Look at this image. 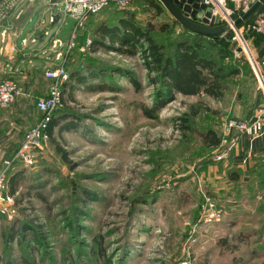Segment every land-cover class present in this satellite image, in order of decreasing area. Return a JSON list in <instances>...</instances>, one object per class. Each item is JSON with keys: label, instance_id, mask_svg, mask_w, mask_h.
Segmentation results:
<instances>
[{"label": "rangeland", "instance_id": "374dc122", "mask_svg": "<svg viewBox=\"0 0 264 264\" xmlns=\"http://www.w3.org/2000/svg\"><path fill=\"white\" fill-rule=\"evenodd\" d=\"M158 5L160 15L138 0L129 8L111 6L102 16L110 20L123 9L134 12L143 27L155 25L152 35L172 53L182 29L160 0ZM230 6L235 20L238 10ZM51 14L39 6L23 25L25 36L35 27L47 34L43 39L35 34L37 41L27 47L31 59L21 65L25 69L34 60L39 68L16 78L19 100L0 107V169L39 118L35 104L48 92L42 66L54 58L53 39L68 41L75 29L73 17L62 12L52 23ZM258 16L242 24L240 36L234 32L233 40L222 43L231 54L224 63L247 62L256 72L255 48L264 42L252 28ZM90 22L79 44L93 36L96 24ZM164 24L169 29L162 31ZM69 57L70 80L55 110L59 121L49 144L36 164L19 162L8 177L17 214L0 217V264H263L264 156L252 160L250 171L231 169L202 137L216 128L222 138L226 121L244 118L237 88L221 100L177 93L157 117H148L144 107L155 104V73L149 74L140 47L135 55L72 50ZM255 74V92L264 103ZM199 102L213 112L203 108L190 114ZM187 114L190 127L182 130L178 121ZM233 171L239 179H233ZM212 208L220 215L211 216Z\"/></svg>", "mask_w": 264, "mask_h": 264}, {"label": "trees", "instance_id": "16d2710c", "mask_svg": "<svg viewBox=\"0 0 264 264\" xmlns=\"http://www.w3.org/2000/svg\"><path fill=\"white\" fill-rule=\"evenodd\" d=\"M136 1L138 0H134L127 6L119 7L129 8ZM141 1H143L149 7H153V9L156 10L157 15H160L163 12L162 8L158 5L159 0ZM123 10L124 11L121 12L116 18L103 20L94 28L93 36L91 35L92 43L89 50L82 51L80 48L81 45L78 44L73 49V51L79 50L81 52H89L99 50H114L121 52V54L135 55L137 54L138 48L140 47L149 74L155 73V76H152L151 78L152 84L155 85V104L152 107H144V112L146 115H148V117H157L155 112L164 107L169 101L173 100L174 95L177 93L196 96L206 95L216 100H221L229 96V94L234 91V87L239 89L242 93L239 103L243 108L242 112L244 113L242 114L244 115V118L237 117V119L249 120L253 117L257 108L260 106V104H262L259 102V92L256 94V97H254L257 80L254 70L251 68V66H249V64H247V62L239 61L233 62L232 64H226L223 61L225 58L231 56V54L229 50L225 48V46H222V43L224 45L225 41H230L235 38L233 30H229L228 36L209 37L189 31L174 18L175 23L181 27L183 34L177 41L174 51L172 53H168L165 45L158 42L152 35V32L155 28L154 24L150 23L147 24L146 27H143L136 19L134 12H131L128 9ZM237 10V15H235L234 18L235 20L244 13V11L240 9ZM257 12H262L261 5L246 19L238 23L237 28L239 29L243 23L251 21ZM159 29L165 31L169 29V26L164 24L161 25ZM84 31L85 30L83 29L82 34L79 35L78 38L81 37L82 39ZM257 34L264 41V36L259 33ZM86 39L87 37L83 38V43ZM143 41L146 43V45ZM69 56L67 58V63L70 58ZM256 63L261 75L263 76V72L261 71L262 62L257 59ZM13 78L16 79L15 77ZM130 80L136 89L139 90L141 86H139L137 80L134 78H131ZM16 81L21 87L19 81L17 79ZM68 82H66L65 85ZM19 98L20 97L18 96L15 102H17ZM35 107L40 118L41 113L38 111L36 104ZM203 108L206 111L213 112L212 108L199 102L198 104L191 106L190 114L197 115ZM54 115L55 112L49 125L50 140L53 136L54 128L58 125L59 121ZM189 117V114L180 117L178 121V127L182 130H188L190 127ZM30 128H28L26 132ZM24 135L17 148L20 146ZM238 135L239 133L236 134V137ZM202 137L204 138V144H206L210 149H216L221 144V133H219L216 128H209L208 130L204 131L202 133ZM17 148L14 150V152L17 150ZM60 151L62 152L61 149ZM235 151L236 150H233L227 159L219 161L227 163ZM14 152H12V155ZM12 155L5 156V158L2 160V163L6 158L12 157ZM62 155L64 156V153H62ZM37 157L34 164L37 162ZM18 164L19 162H15L13 167L8 172V177ZM238 173V171L231 172L234 180L239 179ZM15 187L16 186L13 183L12 191H15ZM0 217L6 218L1 214Z\"/></svg>", "mask_w": 264, "mask_h": 264}, {"label": "built area", "instance_id": "2783aa9c", "mask_svg": "<svg viewBox=\"0 0 264 264\" xmlns=\"http://www.w3.org/2000/svg\"><path fill=\"white\" fill-rule=\"evenodd\" d=\"M23 0H0V36L1 41L6 42L9 32L8 19L11 12ZM134 0H51L52 8L51 20L54 21L56 10L61 19V13L73 17L76 20L75 29L68 41L59 37L53 39L51 48L55 50L54 59L56 65L48 66L45 69V77L50 80L46 96L40 97L36 106L41 113L38 122L30 128L24 135V138L14 152L12 157L6 158L0 169V214L8 219H12L17 214L16 195L8 190V172L15 162H21L25 166H31L35 163L36 157L49 143L50 133L49 125L55 110L62 104L63 86L70 79L67 68V58L70 52L76 47L78 31L85 29L88 20L103 11L104 9L118 5L127 6ZM212 8L213 15L219 19L220 23H232L231 6L246 11L253 3L258 0H201ZM61 12V13H60ZM224 12L225 15H222ZM221 17V18H219ZM252 28L255 32L264 36V15H261L253 23ZM29 39H24L27 44ZM35 40V39H31ZM92 39L88 37L82 51L89 50ZM60 48V49H58ZM58 49V50H56ZM0 52H5V46L0 48ZM63 58V61L61 59ZM260 72V71H259ZM260 87L264 92V78L260 73ZM22 94V88L16 79L7 77L0 79V107L5 108L13 104L17 97ZM245 134L251 139L264 135V103L260 104L255 114L249 120L231 119L223 124L221 144L215 150L216 159H227L233 150L239 147L236 134ZM211 216H219L221 210L211 209Z\"/></svg>", "mask_w": 264, "mask_h": 264}, {"label": "crops", "instance_id": "0c3cea01", "mask_svg": "<svg viewBox=\"0 0 264 264\" xmlns=\"http://www.w3.org/2000/svg\"><path fill=\"white\" fill-rule=\"evenodd\" d=\"M25 1H26L25 6L20 7L15 17L14 18L11 17V19L8 20L9 32L7 35L6 42L4 43L3 41H0L1 42L0 48L5 46V52L4 53L0 52V79L5 78L7 76L20 78V77H23L24 75L25 76L29 75L30 71L32 70L34 71L39 68L38 66H33L34 60L33 61L29 60L28 64H32V65H28L25 69L23 68L21 64L24 61L31 59V54L27 52V49H28L27 47L30 42L37 41V39L34 37L35 34H38L39 35L38 37L40 39H43L44 36L47 34V32L44 34H39L38 27H35L29 31L27 36H25V30L23 29V25L25 22H27V20L28 21L31 20V16H33V14L35 13V9L38 8L39 6L46 5L47 9L52 11V8L50 6L51 0H23L21 3ZM261 6H262V12L261 13L257 12L254 15V18H256V15L258 16L259 14L260 15L258 17H260L261 15H264V2L261 4ZM110 9L111 7L103 10L104 12L102 11L101 14L99 13L97 16L94 15L95 18H93L92 16L86 23V28L88 26L89 21H91L90 24L95 22L97 26L101 21L108 20L107 19L108 17H104L102 15H105L106 12H108V10ZM51 16H50V19H51ZM98 16H102V17L96 23ZM254 18L252 20H254ZM51 22L55 23L56 21H51ZM21 36H22V39L19 43L18 40ZM89 36L90 34L87 36V38ZM24 39H29L27 44L23 43ZM31 39H35V40H31ZM79 39L80 37L77 39V45L79 44ZM85 42L82 44L80 43L79 45L83 46ZM255 50L259 56L260 62H262L261 71L263 72V76H264V45L256 46ZM36 54L37 53H35L34 56ZM57 62L58 61H56L53 58L51 61L48 60L42 67L46 69L48 66L56 65ZM241 96H242L241 91L237 89L235 98L239 99L241 98ZM254 97H256V92L254 93ZM236 102L239 103L238 101ZM241 111H243L242 107H241ZM242 114L244 113L242 112ZM237 139H238L239 147L237 148L235 152H233L234 154L232 155L230 160L227 162V164H223V165L224 166L228 165L229 167H231V169L233 167H239L240 169H243L246 172L250 171V168L253 165L252 160L255 158H258V156H261V155L264 156V135L261 137L255 138V139H251L245 134H239L237 136Z\"/></svg>", "mask_w": 264, "mask_h": 264}, {"label": "water", "instance_id": "95a60500", "mask_svg": "<svg viewBox=\"0 0 264 264\" xmlns=\"http://www.w3.org/2000/svg\"><path fill=\"white\" fill-rule=\"evenodd\" d=\"M160 1L166 6L172 16L186 29L209 37L228 36L229 30H233L237 36H240L237 28L238 23L251 15L264 2V0H258L253 3L239 18L233 20L232 23L220 24V22L216 23V17L213 15L212 8L201 0ZM59 18V15H54V21H58ZM240 49L242 48L240 47ZM245 49L249 53V50L246 47ZM253 63H255L254 66L256 67L255 69L258 77H260V72L256 66V62L253 61Z\"/></svg>", "mask_w": 264, "mask_h": 264}, {"label": "bare ground", "instance_id": "6f19581e", "mask_svg": "<svg viewBox=\"0 0 264 264\" xmlns=\"http://www.w3.org/2000/svg\"><path fill=\"white\" fill-rule=\"evenodd\" d=\"M224 13V12H223Z\"/></svg>", "mask_w": 264, "mask_h": 264}]
</instances>
